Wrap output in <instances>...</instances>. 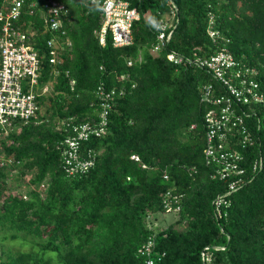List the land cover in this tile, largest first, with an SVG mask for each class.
I'll use <instances>...</instances> for the list:
<instances>
[{
	"label": "trees",
	"instance_id": "1",
	"mask_svg": "<svg viewBox=\"0 0 264 264\" xmlns=\"http://www.w3.org/2000/svg\"><path fill=\"white\" fill-rule=\"evenodd\" d=\"M62 1L70 8L66 28L73 46L60 65L49 63L45 39H39L41 82L53 83L52 95L42 100L50 101L52 114L39 115L3 142L4 154L20 163V179L28 172L33 177L15 187L24 185L28 198L19 191L5 197L9 166L0 167V264H147L139 251L151 237L154 264H204L203 254L209 264H264V106L255 107L248 123L255 140L243 150L244 182L218 218L213 202L229 181L212 178L204 163L209 106L201 100L202 86L217 84L204 69L167 59L171 52L190 59L226 48L256 71L264 91V0H129L141 13L176 15L172 39L157 56L151 53L156 33L144 19L133 25V45L116 48L108 35L101 46L99 9L88 0ZM209 11L221 34L216 41L207 34ZM100 84L125 87L127 95L117 100L106 135L81 145L83 153L98 154L94 166L68 177L61 146L68 134L56 130L57 121H98ZM33 183H47L45 194ZM168 190L182 195L179 219L150 229L148 216L167 214L162 199ZM20 233L35 238L31 250L5 248L3 242Z\"/></svg>",
	"mask_w": 264,
	"mask_h": 264
},
{
	"label": "built area",
	"instance_id": "2",
	"mask_svg": "<svg viewBox=\"0 0 264 264\" xmlns=\"http://www.w3.org/2000/svg\"><path fill=\"white\" fill-rule=\"evenodd\" d=\"M88 2L101 12L102 26L95 32L101 46H106L108 35L116 48L133 45V25L144 19L156 33L151 53L157 56L171 41L178 24L174 12L155 15L147 10L141 13L138 8L132 7L129 0ZM67 23H71L70 8L62 0H0V167L9 166L4 178L8 185L14 177L19 178L21 168L12 156L4 154L3 142L10 143L7 138L10 133L20 132L23 126L38 118L42 111V99L52 88V82H41L45 57L40 52L39 39H45L49 63L60 65L63 52L73 46ZM215 25L216 16L209 11L207 34L213 41L221 35ZM47 36L50 37L46 39ZM167 59L176 66L204 69L217 84L206 83L201 90V100L209 106L204 117L203 158L205 165L213 170L212 178L229 181L227 192L218 195L213 202L216 216L222 218L224 209L232 204L231 194L244 182L243 150L255 140L248 123L251 117L257 116L255 107L264 106V91L254 79L256 71L238 61L226 48L205 57L195 53L190 59L171 52ZM133 64L132 60L128 62V66ZM126 78V75L120 76V80ZM125 95V87L108 89L100 84L95 90L100 111L98 121L76 124L72 118L58 119L56 130L68 134L61 143L63 169L68 177L86 174L94 166L98 154L91 149L83 153L81 145L106 135L110 114L117 100ZM132 159L139 161V156L133 155ZM256 167L257 164L254 169ZM164 179L169 177L165 174ZM45 185L43 183L33 189L41 193L43 190L40 188H43L46 192ZM22 197L26 199L27 195ZM181 200L182 195L166 191L162 199L165 212L179 217ZM150 218L147 217V222ZM149 224L148 227L153 228ZM153 239L151 237L139 251L148 257L147 264H154V259L150 257L155 247ZM202 257L204 264L211 263L210 256L203 254Z\"/></svg>",
	"mask_w": 264,
	"mask_h": 264
},
{
	"label": "rangeland",
	"instance_id": "3",
	"mask_svg": "<svg viewBox=\"0 0 264 264\" xmlns=\"http://www.w3.org/2000/svg\"><path fill=\"white\" fill-rule=\"evenodd\" d=\"M52 87H53V83H52ZM52 95V88H50V91L48 92V97ZM51 107V103L50 101H46V103H44L42 105V111L40 113V116H46V117H50L51 114H52V111H50ZM33 177V173H27L25 176H23L22 179H20V176L19 178L18 177H14L13 180L11 179L10 183H9V187H8V192L6 193L5 197H8L9 195H14L16 192H21L20 194L24 195L26 194V188L25 186L23 185L21 188H15L17 187V184L16 183H21L22 181L27 183L28 182H31L32 181H29L30 179H32ZM45 184V183H44ZM32 188L35 187L34 183L31 185ZM45 187H47V183L45 185ZM11 188V189H10ZM35 189H37V186L35 187ZM42 189L43 191L41 192V194H45L44 192V189L43 188H40ZM28 198V196H27ZM178 215H175V214H164V215H161V214H158L156 217H151L149 220V222L147 223H150L149 226L151 227H160V228H165L169 225H172V224H175L178 220ZM35 244L34 242L35 241V238L34 237H29L28 239H26L24 237V235L22 233L19 234V238L17 239H8L7 241H4L3 244L5 246V248H9L10 250H12L13 252H20V251H28V250H31V246L32 244ZM0 248H1V245H0ZM1 252V250H0ZM48 256H52V253L51 252H47L45 253V257H48ZM55 256V255H53Z\"/></svg>",
	"mask_w": 264,
	"mask_h": 264
}]
</instances>
